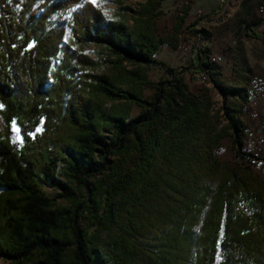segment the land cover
<instances>
[{
	"label": "trees",
	"instance_id": "obj_1",
	"mask_svg": "<svg viewBox=\"0 0 264 264\" xmlns=\"http://www.w3.org/2000/svg\"><path fill=\"white\" fill-rule=\"evenodd\" d=\"M160 1L120 6L109 18L89 0H0V259L8 264H264V191L216 155L230 137L234 156L248 159L244 86L223 85L203 49L182 71L206 69L226 124L208 91L190 92L181 74L142 95L143 66L159 63L164 43L154 24ZM88 44L110 57L85 55ZM102 62L115 72H95ZM13 121L22 143L13 142ZM43 186L69 204L56 206Z\"/></svg>",
	"mask_w": 264,
	"mask_h": 264
},
{
	"label": "rangeland",
	"instance_id": "obj_2",
	"mask_svg": "<svg viewBox=\"0 0 264 264\" xmlns=\"http://www.w3.org/2000/svg\"><path fill=\"white\" fill-rule=\"evenodd\" d=\"M89 1L110 18L117 12L118 7L130 6L137 9L138 4L145 0H124L120 5L114 0ZM261 5H264V0L160 1L154 24L156 36L163 39L164 43L155 53L159 63L143 66L148 84L143 87L142 95L146 99H151L153 87L159 81L170 80L181 74L190 92L200 94L202 90L208 91L214 102L213 111L218 112L219 125L226 124L221 110L224 96L207 78L206 69L201 67L205 75H202V72L195 73L191 69L182 71L191 66L196 53L206 49L210 59H214L212 61L221 67L223 85L244 86L247 93L250 91L255 93L240 113L244 126L243 151L249 154L248 159L243 162L234 156L230 137H225L218 145L217 158L224 167L238 166L249 171L264 191V141L258 140L259 135L264 137V16L257 13ZM216 6H220L219 13L213 12ZM130 14L131 12H127L124 15L129 18ZM81 51L97 61L110 57L103 54V51L94 44L83 46ZM217 57L220 59L216 60ZM125 65L127 69L132 67L130 64ZM94 71L115 72L110 63L103 62ZM138 111V108L134 107L132 115ZM255 112L258 114L256 118L252 117ZM4 127L0 113V131H4ZM249 132L254 134L249 136ZM42 189L53 199L56 206L69 204L66 198L58 196L60 191L46 186ZM0 264L8 262L0 259Z\"/></svg>",
	"mask_w": 264,
	"mask_h": 264
},
{
	"label": "built area",
	"instance_id": "obj_3",
	"mask_svg": "<svg viewBox=\"0 0 264 264\" xmlns=\"http://www.w3.org/2000/svg\"><path fill=\"white\" fill-rule=\"evenodd\" d=\"M221 1H224V0H221ZM257 13H259V15H261V16L264 15V5H261V6L258 7ZM217 59H220V57H217L216 60ZM202 75H205V71L204 70H202ZM254 95H255L254 91H251V97L254 96ZM257 116H258V114L256 112L253 113V115H252V117H254V118H256ZM248 134H249V136H252L254 133L253 132H249ZM258 140H259V142H263L264 141V137L262 135H259V139Z\"/></svg>",
	"mask_w": 264,
	"mask_h": 264
},
{
	"label": "snow or ice",
	"instance_id": "obj_4",
	"mask_svg": "<svg viewBox=\"0 0 264 264\" xmlns=\"http://www.w3.org/2000/svg\"><path fill=\"white\" fill-rule=\"evenodd\" d=\"M2 107L3 106L0 105V108H2ZM11 126H12V129H13V132L15 133V137H14L13 142L15 143V142L19 141L20 143H22L23 142V139H22V137L20 135V128L16 125V122L15 121L12 122V125ZM39 131H41V129L40 128H37L36 129V132H39Z\"/></svg>",
	"mask_w": 264,
	"mask_h": 264
},
{
	"label": "crops",
	"instance_id": "obj_5",
	"mask_svg": "<svg viewBox=\"0 0 264 264\" xmlns=\"http://www.w3.org/2000/svg\"><path fill=\"white\" fill-rule=\"evenodd\" d=\"M222 6V5H221ZM218 8V6H216L215 7V10ZM214 9H213V12L215 11ZM220 12V9L218 10V12L217 13H219Z\"/></svg>",
	"mask_w": 264,
	"mask_h": 264
},
{
	"label": "bare ground",
	"instance_id": "obj_6",
	"mask_svg": "<svg viewBox=\"0 0 264 264\" xmlns=\"http://www.w3.org/2000/svg\"><path fill=\"white\" fill-rule=\"evenodd\" d=\"M212 60H214V59H212ZM249 95H250V98H251V91L249 92Z\"/></svg>",
	"mask_w": 264,
	"mask_h": 264
}]
</instances>
